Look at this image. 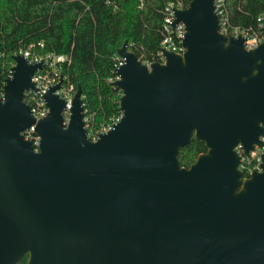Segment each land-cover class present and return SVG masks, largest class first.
<instances>
[{
  "label": "water",
  "instance_id": "obj_1",
  "mask_svg": "<svg viewBox=\"0 0 264 264\" xmlns=\"http://www.w3.org/2000/svg\"><path fill=\"white\" fill-rule=\"evenodd\" d=\"M215 0L174 9L181 53L148 64L128 49L114 84L121 117L91 140L78 85L65 100L44 94L35 120L23 93L42 62L12 56L0 97V264H264V153L238 167L264 135L262 40L219 31ZM264 17V13H263ZM31 124L38 151L21 131ZM204 142L188 166L191 136Z\"/></svg>",
  "mask_w": 264,
  "mask_h": 264
},
{
  "label": "trees",
  "instance_id": "obj_2",
  "mask_svg": "<svg viewBox=\"0 0 264 264\" xmlns=\"http://www.w3.org/2000/svg\"><path fill=\"white\" fill-rule=\"evenodd\" d=\"M169 1L0 0V96L12 56L43 42L42 49H30L71 55L63 74L75 89L81 86L91 123L98 127L110 122L121 114V91L114 84L117 49L126 41L142 62L157 60L163 9ZM225 5L231 25L258 30L264 0H225ZM205 150L204 142L193 134L179 151V164L188 167ZM18 264H25V259Z\"/></svg>",
  "mask_w": 264,
  "mask_h": 264
},
{
  "label": "built area",
  "instance_id": "obj_3",
  "mask_svg": "<svg viewBox=\"0 0 264 264\" xmlns=\"http://www.w3.org/2000/svg\"><path fill=\"white\" fill-rule=\"evenodd\" d=\"M215 12L219 17V31L224 34L238 35L241 34L245 36L244 46L249 49L255 47L262 40V33L260 31L261 27L264 25L263 14L259 17V27L257 31H250L248 29L233 26L229 22L228 10L225 5V0H215ZM187 6L185 0H172L169 1L163 9V24L162 33L163 39L160 42L159 48L157 50V60L163 61L162 48L181 53L184 50L182 45V38L184 35V25L182 22H178L174 27L171 23L174 19V9L183 8ZM39 49L43 48V42H38L37 44L30 45V48ZM30 48L19 50L17 53L23 54V56L30 63L42 62V66L36 69L32 75L31 80L34 83V90H27L23 93V100L29 105L30 111L34 116L35 120L43 117L47 111L48 107L44 99V94L49 89V87L55 85L60 81V86L54 93L58 94L61 98L65 100V108L63 110V122L67 123L69 119V107L71 103L72 96L75 92L74 85L66 79L63 74V68L71 63V55L64 53H53L46 52L42 53L39 49L31 50ZM16 54V53H15ZM114 59L116 60V68L123 62L121 56L118 53L115 54ZM149 63V62H148ZM147 63V64H148ZM14 64V62H13ZM11 75V69L10 74ZM8 76V77H9ZM117 79L115 73L114 80ZM111 80V78H110ZM3 93V92H2ZM2 96V95H1ZM0 96V97H1ZM121 114L112 119L108 123H102L98 127L91 123V116L85 115L84 112V123L86 128V133L91 140H96L100 132H105L112 128L113 123L119 120ZM25 139H28L35 151H38L40 137L35 132V125L31 124L27 128L21 131ZM261 144H254V148L249 150L245 155L240 145L236 147L238 154L240 155V161L238 167L241 169L243 175H248L253 169H258L259 162L261 160V155L264 153V135L260 136ZM244 175V176H246Z\"/></svg>",
  "mask_w": 264,
  "mask_h": 264
},
{
  "label": "flooded vegetation",
  "instance_id": "obj_4",
  "mask_svg": "<svg viewBox=\"0 0 264 264\" xmlns=\"http://www.w3.org/2000/svg\"><path fill=\"white\" fill-rule=\"evenodd\" d=\"M23 259H25V264H26V262H27V260H28V255L27 254H25L23 257H22V259L21 260H23ZM21 260H20V262H21ZM19 262V263H20ZM18 264V263H17Z\"/></svg>",
  "mask_w": 264,
  "mask_h": 264
}]
</instances>
